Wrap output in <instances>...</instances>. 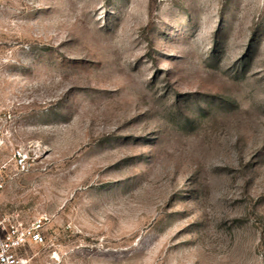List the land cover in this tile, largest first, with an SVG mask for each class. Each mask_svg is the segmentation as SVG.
I'll use <instances>...</instances> for the list:
<instances>
[{
  "label": "rangeland",
  "instance_id": "374dc122",
  "mask_svg": "<svg viewBox=\"0 0 264 264\" xmlns=\"http://www.w3.org/2000/svg\"><path fill=\"white\" fill-rule=\"evenodd\" d=\"M0 174L29 264H264V0H0Z\"/></svg>",
  "mask_w": 264,
  "mask_h": 264
},
{
  "label": "built area",
  "instance_id": "2783aa9c",
  "mask_svg": "<svg viewBox=\"0 0 264 264\" xmlns=\"http://www.w3.org/2000/svg\"><path fill=\"white\" fill-rule=\"evenodd\" d=\"M18 165L26 168L28 155L24 148L17 150ZM6 181L0 174V197ZM46 218H37L30 223L18 215L0 214V264H29L20 251L31 243H42L45 240L44 228Z\"/></svg>",
  "mask_w": 264,
  "mask_h": 264
}]
</instances>
